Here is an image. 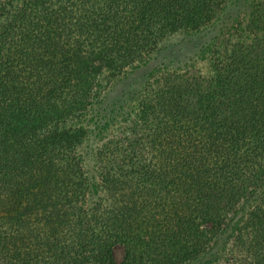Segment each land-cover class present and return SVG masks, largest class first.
I'll return each instance as SVG.
<instances>
[{"label": "trees", "instance_id": "obj_1", "mask_svg": "<svg viewBox=\"0 0 264 264\" xmlns=\"http://www.w3.org/2000/svg\"><path fill=\"white\" fill-rule=\"evenodd\" d=\"M122 1L0 0V264H134V244L140 264H264V15L252 4L264 0H130L129 14ZM174 35L206 52L210 75L156 61L181 52L157 48ZM134 71L140 179L120 176L133 158L107 148L89 175L75 150L117 125L101 78ZM124 183L170 188L173 212L123 234L109 199ZM242 199L255 203L228 228ZM73 205L52 231L45 215Z\"/></svg>", "mask_w": 264, "mask_h": 264}, {"label": "rangeland", "instance_id": "obj_2", "mask_svg": "<svg viewBox=\"0 0 264 264\" xmlns=\"http://www.w3.org/2000/svg\"><path fill=\"white\" fill-rule=\"evenodd\" d=\"M248 2L249 0H246L244 6H246ZM130 4V0L122 1V7L125 9L126 14H129L132 9ZM252 4H256L258 8L256 12L257 15H264V1H257ZM259 23L263 25V28H260L257 31L264 34V17L261 20L259 16ZM233 39L234 38L230 39L231 42L234 41ZM137 41L139 40H136L131 44V47L126 50L125 54H129L137 50V45H135L138 44ZM164 44L171 45L172 48H177L181 51L178 52V54L174 53L171 57L166 54H164L165 56L162 55L160 51L158 52L156 61L158 63H162L166 70L181 72L187 68H192L194 70L196 69V71L203 76L210 75L208 72L207 60L205 58L206 52L196 49L193 50L191 43L188 42L187 39H184L179 35H174L161 41L157 45V48H161ZM105 81L108 83L103 91L109 89L106 103L114 104L109 106L111 111L115 114L117 121V125L113 126L112 129H120L122 125L126 128L125 132L122 133L123 136L117 135V132H114L113 130L109 136H113V138H115L113 140L114 142H116V140H121V142L123 141L125 144L122 145L123 147L108 145L107 142L109 139L111 140V137L101 135L95 140L90 139L87 143L81 144L75 152L79 155L80 162L89 175H94L95 173L96 156L94 154L97 150H105V148H107L109 149L110 156L117 159L124 157L123 155L126 154L127 157L133 158V161L126 164L120 170L121 172L119 174L120 176L126 177L129 182H132L136 179H140V166L143 164L142 162L140 163V161L136 160H140V112L137 110L140 101V90L143 87L144 82L143 79L140 78V71H134V73L131 74L120 72L118 74H114V76H110L108 80L104 76L101 78V84ZM71 122L74 123L73 120H71ZM129 131H131V133H129ZM135 133L138 136L137 141L134 137ZM124 147H126V149H123ZM121 150L124 151V153H122ZM240 164H242V162L237 163V168L241 167ZM236 176H238L237 184L240 185L242 180L240 170L236 172ZM129 182L128 184L131 183ZM128 184L124 183L121 187H118L117 190H115V193H117V199L115 198L116 200H113L112 198L109 199L110 203L114 202L118 205L119 210L115 211L114 216L124 222L126 227L121 230L123 234L133 232L135 226L140 227V222L147 226H152V217L155 218L156 221H159L160 219H164L165 217L171 215L173 212V194L170 191V188L164 190L162 188L157 189L154 187V196H152L148 193V191H146L143 185L139 184L138 186L128 187ZM254 203L255 202L253 201H245V199H242L238 203V213L235 216L230 217L228 228H236L238 221H242L243 216L251 211V206ZM62 205L64 204L62 203ZM54 211L49 212L50 215H45L44 219L53 229L52 231L56 232L57 230L62 229V225L68 224L70 218L76 213V208L73 205L71 210L63 208L61 209V212H58L59 210ZM79 223L77 225H79ZM72 229L74 228L72 227ZM112 231L119 233L120 230L117 229ZM233 231L234 230L229 231L228 229L227 233H224L225 236L222 235L219 239H217V242L211 251L212 256L210 260L221 258L225 244L229 242L228 236L231 233H234ZM77 232L78 230L76 229L73 234H76ZM133 249H136L137 257V260L136 258L134 260V264H140V247L137 249V245L134 244ZM112 250L114 260L117 263H120L123 257L122 247L120 245H116Z\"/></svg>", "mask_w": 264, "mask_h": 264}]
</instances>
